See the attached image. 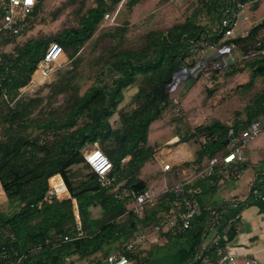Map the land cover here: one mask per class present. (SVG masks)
Segmentation results:
<instances>
[{"label": "trees", "instance_id": "1", "mask_svg": "<svg viewBox=\"0 0 264 264\" xmlns=\"http://www.w3.org/2000/svg\"><path fill=\"white\" fill-rule=\"evenodd\" d=\"M40 1L35 0L28 13L19 15L21 22L26 23L25 30L18 36L7 34L0 46L29 32L39 13ZM76 1L68 0L67 3ZM121 1L132 8L142 0H95L96 5L88 7L80 16L78 26L46 37H31L12 52L0 51V97L7 95L13 101L8 114L2 116L6 134L4 139L0 138V186L12 210L8 213L0 211V252L3 255L0 264H14L18 260V264H83L88 258L95 260L93 264H108L107 257L124 248L136 233L160 223L174 211L186 208L183 197L164 191L153 204L144 206L141 216L133 210L134 194L150 189L149 182L140 177L141 169L158 151L156 144L149 142L150 128L167 107H178L165 91L175 72L194 65L198 59L189 58L199 54L204 43L218 46L228 42L227 28L237 21L241 5L250 0H197L183 21L167 30L149 32L140 48L114 53L110 59V68L114 72L111 85H92L75 100L64 118L49 117L46 121H38L32 115L39 99L17 98L31 84L32 75L44 63L52 44L62 47L60 57L52 64V67L55 65L53 75L61 68L72 70L74 54L94 35L107 12ZM7 6V0H0V18ZM125 32L124 26L116 28V33ZM263 33L264 18L251 27L248 36L235 39L238 52L249 50L259 39L264 44ZM68 50L73 52L71 57L66 53ZM65 58L70 63L65 62ZM240 61L251 69L249 80L241 86L252 88L258 78H264V57ZM58 62L60 65L56 64ZM238 62H231L227 69L214 72L231 67L232 73L243 71L234 67ZM66 63L71 65L65 67ZM138 76H142V84L128 109L119 112L121 125L114 127L110 117L117 112L124 88L133 84ZM261 117H264V88L243 110H237L230 122L212 119L205 124L190 125V130L178 128L176 134L181 142L197 145L194 160L185 164H199L202 169L213 157L227 154L230 129L239 132ZM79 118L84 120L79 122ZM30 126L42 128L44 133L49 129L51 139L25 135L24 130ZM95 143L100 144L112 160V173L117 177L118 188L102 186L87 163L82 150ZM126 156L130 157L122 164L121 160ZM76 164H85L88 169L80 181L71 175ZM224 165L217 164L211 175L203 174L188 184L185 197L197 198L207 180L216 182L218 176L224 174ZM242 168L244 165H238L233 172L238 174ZM56 173L64 178L71 197L47 200L49 177ZM175 203L180 205L179 208ZM93 206L101 208V217L92 216ZM213 210L204 211V221L216 219ZM185 234L173 235L183 237ZM120 239L126 241L112 249L107 247ZM199 245L192 248V257ZM123 253L134 264L142 261L135 251ZM213 259H216L215 254Z\"/></svg>", "mask_w": 264, "mask_h": 264}, {"label": "rangeland", "instance_id": "2", "mask_svg": "<svg viewBox=\"0 0 264 264\" xmlns=\"http://www.w3.org/2000/svg\"><path fill=\"white\" fill-rule=\"evenodd\" d=\"M67 1L41 0L39 13L33 19L29 32L8 45H1V53L14 51L17 45L23 44L31 37H46L67 27L78 26L80 16L88 7L96 5L95 0H77L75 3H67ZM196 3L197 0H142L130 8L126 2H119L107 12L109 17L104 16L94 35L79 49L77 54H74L75 61L72 70L61 68L58 73L52 75L49 83H43L44 80H41L43 84H30L29 87L23 89L21 94L17 95V98L39 99L33 107L32 115L38 121H46L49 117L64 118L75 100L92 85L96 83L111 85L114 72L110 68V59L114 53L140 48L149 32L167 30L172 25L183 21L192 12ZM237 18L242 29L256 25L264 18V0H250L245 5H241ZM120 26H124L126 29L124 34L116 33V28ZM112 34L115 35L111 36ZM212 50V45L204 43L199 54L189 60L204 58L207 54H211ZM66 53L68 57L73 55V52L69 50ZM240 59V52H238L237 60L239 62L234 67L244 69L243 71L232 73L231 67L223 72H214L205 68V70L197 72V75L181 81L178 89L171 95L173 99H176L178 107H167L156 125L157 129L153 137L160 141L157 142L158 144L156 143L158 151L170 146L166 142L172 141V137L177 135L178 128L190 130L192 129L190 125L205 124L212 119L230 120L235 116L237 110H243L255 94L264 88V78L262 77L256 80L252 88L241 86L249 80L251 69ZM64 61L69 62L68 58H65ZM59 63L56 64L60 65ZM69 63L64 64L65 67L70 66ZM54 67L55 65L53 69ZM141 84L142 76H138L133 84L124 88L122 98L118 100L117 112L110 117L114 127L121 125L119 112L122 109H128ZM5 97H0V138L3 139L6 134V125L3 124L2 116L8 114L9 108L13 105V101H10L9 97ZM83 120L79 118V122ZM45 131L47 132L44 133L42 128L30 126L24 130V134L29 135L30 138L41 135L43 140L51 139L50 130ZM92 147L101 148L100 144H89L83 148V153ZM163 164H169V162L165 161ZM199 168L194 167L193 172L198 171ZM87 171L85 164H76L72 167L71 175L76 178V181H80ZM91 209L94 218L101 217L102 211L99 206H93ZM0 211L6 213L12 211L2 189H0ZM78 215L77 213V217H79ZM153 229V227L152 229L148 228V230ZM148 239L149 237L146 240ZM120 240L113 241L107 247L112 249L126 241ZM141 248L135 251L138 253V256L135 254V257L137 256L143 263L148 264L147 260L140 257ZM94 261L93 258H88L83 262L93 264ZM140 264L142 263L140 262Z\"/></svg>", "mask_w": 264, "mask_h": 264}, {"label": "crops", "instance_id": "3", "mask_svg": "<svg viewBox=\"0 0 264 264\" xmlns=\"http://www.w3.org/2000/svg\"><path fill=\"white\" fill-rule=\"evenodd\" d=\"M158 121L160 119L150 128L149 142L153 145L160 142L153 137ZM172 138L170 143L166 142L170 146L156 152L140 172V177L149 182L150 190L158 195L185 178L192 182L199 178V171L193 172L199 164H185L194 160L196 143L180 142L179 135ZM165 161L169 162L171 170L164 169ZM238 165H244V168L236 174L233 171ZM224 169V174L218 176L216 182L207 180L202 185L196 199L200 214L183 237L148 230L153 225L146 229L149 239L139 250L143 260L148 264H195L193 257L202 256L209 244L218 238L226 251L235 254L231 264H251L252 259L264 264V135L245 147L242 161L225 164ZM212 208L218 221L215 227L203 219L204 211ZM198 243L200 245L192 257L191 250ZM212 264H216L215 260Z\"/></svg>", "mask_w": 264, "mask_h": 264}, {"label": "built area", "instance_id": "4", "mask_svg": "<svg viewBox=\"0 0 264 264\" xmlns=\"http://www.w3.org/2000/svg\"><path fill=\"white\" fill-rule=\"evenodd\" d=\"M8 6L5 14L0 18V42L5 39L7 34L18 36L26 27L25 22H21L20 14L28 13L33 7L35 0H7ZM239 16V15H238ZM109 17V14L106 15ZM250 27L242 29L237 21L227 28L225 35L229 39L228 42L222 45L212 46L213 50L211 54H207L204 58L199 59L194 65L181 67L174 75L173 79L166 85V91L168 94L173 95L176 89H178L181 81L188 77L197 75V72L205 70L217 71L227 69L231 62L237 60V53L239 50L238 43L235 39L248 36ZM264 34V33H263ZM62 53V47L56 43L52 44L47 54L45 55L44 63L38 67L31 78L32 85L43 84L50 81L54 73L52 64L57 62ZM240 60H254L258 57H264V44L259 39L253 47L249 50L240 53ZM203 69V70H202ZM44 80L43 83H41ZM171 99L177 104L176 99ZM229 152L223 156H215L208 161V163L199 169L198 175L201 176L211 175L214 167L219 163L233 164L243 160V151L245 147L253 141L255 138L264 135V119L253 120L245 129L237 132L231 128L229 131ZM87 163L97 174L99 182L104 187L118 188L117 177L113 172V162L107 156V154L99 147H92L87 149L84 153ZM130 156L124 157L121 162L125 164ZM170 164H165L164 169L169 170ZM49 188L46 193L47 200L63 199L71 197L66 182L60 173H56L49 177ZM192 182L191 179L185 178L182 181L176 183L173 186H169L165 189L166 192H171L176 196L183 197L184 210L174 211L170 217L160 223L154 224L152 227L156 232H165L180 234L190 229L200 214V208L197 203V198L187 199L185 197V187ZM158 197V194L150 189L144 193L134 194L133 210L141 216L143 214L144 206L146 204H153ZM75 201V200H74ZM177 208L179 204L175 203ZM79 218V217H78ZM207 223L213 227L218 225V221L215 219L207 218ZM78 227L81 228V222L79 221ZM148 232L136 233L128 242L125 243L124 248L112 252L107 257L108 264H134V262L123 252L137 251L141 248L148 238ZM68 239V237L66 238ZM213 254L216 255V259H213ZM3 257L0 252V259ZM235 259V254L226 251L222 243L217 238L214 242L209 244V247L203 252L202 256H195V264H212L215 260L216 264H231ZM20 260L14 264H18ZM251 264H262L257 259H252Z\"/></svg>", "mask_w": 264, "mask_h": 264}, {"label": "water", "instance_id": "5", "mask_svg": "<svg viewBox=\"0 0 264 264\" xmlns=\"http://www.w3.org/2000/svg\"><path fill=\"white\" fill-rule=\"evenodd\" d=\"M77 213H78V211H77ZM79 214V213H78ZM79 216V215H78Z\"/></svg>", "mask_w": 264, "mask_h": 264}]
</instances>
